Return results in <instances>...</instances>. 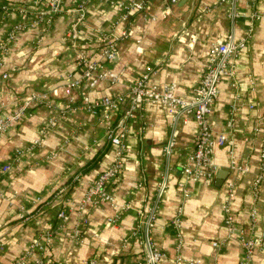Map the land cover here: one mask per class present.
<instances>
[{
	"label": "crops",
	"instance_id": "crops-1",
	"mask_svg": "<svg viewBox=\"0 0 264 264\" xmlns=\"http://www.w3.org/2000/svg\"><path fill=\"white\" fill-rule=\"evenodd\" d=\"M5 1L28 11L27 14L17 10L0 11V45L8 42L7 52L0 59V119L8 118L32 92L46 95L50 105L34 107L21 122L0 134L3 193L0 240L5 245L0 251V264H16L33 242L48 231L56 233L47 251L56 264H84L90 260L96 264H137L141 260L140 246L134 240L127 245L124 241L136 227L139 211L155 201L166 174L169 115L161 106L148 104L129 121L126 143L130 152L124 160L122 177L111 189L118 206L99 203L91 207L87 213L88 224L77 241L74 232L81 219L78 205L91 184L115 160V148L107 142L106 134L123 114V110L109 112L104 108L91 113L82 103L86 97L96 103L107 96L128 94L130 86L148 70L153 71L151 85L176 84L178 95L191 98L204 76L211 46L225 40L233 31L227 16L229 7L219 5L220 0H178L172 13L164 17L163 0H141L147 4L146 11L131 16L130 35L120 42L115 61L108 65L119 76V82H103L90 91L70 86L82 72L72 40L68 38L78 18L74 10L84 7L78 49L97 58L98 39L112 32L121 11L109 7L103 0H63L62 13L48 23L39 15L47 9V0ZM116 1L125 5L131 2ZM240 9L244 17L235 27V33L242 39L247 36L251 23L249 15L264 14V0L256 5L242 0ZM153 16H157L156 22L152 21ZM10 36H13L11 41ZM70 102H74L75 109L47 134L43 146L15 160L16 151L38 138L44 124ZM263 116L264 19L256 23L252 40L238 58L236 83L226 80L220 85V96L211 117L216 134L227 131L228 122L234 118L230 134L234 145L216 149V161L221 167L216 180L187 183L188 197L179 184L198 128L191 120L180 129L171 159L168 189L160 202L153 232L156 245L167 256L163 264L197 261L199 264H242L244 250L239 235L235 233L229 239L224 223V205L228 202L239 230L256 238L264 233V182L257 198L251 189L260 166L262 141L261 133L255 129ZM53 153L57 157L48 159ZM233 161L237 165L249 164V173L232 171ZM5 165L11 169L2 175ZM221 172H226L227 178L218 187ZM230 181L236 183L231 201L227 188ZM64 186L70 187L67 200L55 201L57 192ZM38 198L40 204L36 203ZM126 205L128 209H124ZM254 208L258 210L259 221L252 229ZM61 209L68 212L69 219L60 229L58 212ZM120 212L119 223H110ZM215 242L219 247L213 246ZM39 255L34 250V256ZM251 264H264V251L256 250Z\"/></svg>",
	"mask_w": 264,
	"mask_h": 264
},
{
	"label": "built area",
	"instance_id": "built-area-1",
	"mask_svg": "<svg viewBox=\"0 0 264 264\" xmlns=\"http://www.w3.org/2000/svg\"><path fill=\"white\" fill-rule=\"evenodd\" d=\"M109 7L117 8L121 11L118 21L116 22L112 32L100 36L99 40V58L93 57L86 51L79 50L77 42L79 40V25L83 21L84 7L74 10L78 14L76 22L72 25L69 31L68 38L72 40V45L76 50L78 65L81 68V76L77 80H72L71 88H86L90 91L96 90L103 82H112L117 84L119 76L108 69V65L115 61L118 52V45L120 42L126 40L130 35V18L134 14L144 13L147 9L145 1L131 0L127 5L120 4L116 0H103ZM242 0H220L221 6L227 5L229 7L228 19L231 22L233 31L223 41L216 42L209 50L207 62L205 63V73L198 87L194 89L191 98H183L177 93V85L170 84L166 86L151 85L150 79L152 70L144 73L137 81H135L129 89L128 94H120L115 97H104L100 102L93 103L88 97L84 98L82 103L83 108L88 112L97 113L101 108L107 109L109 112H118L123 110L122 117L107 130L106 140L115 148V160L113 164L101 173L96 181L91 184L83 200L78 205V211L81 214L80 222H78L77 230L74 232L75 239L81 240L82 232L88 224L87 213L90 208L97 206L99 203L111 204L115 208L118 206L116 197L112 194V187L120 180L123 174V165L126 155L130 149L126 143L129 134V121L137 116V114L148 104L161 106L169 115L170 136L165 146V157L168 161V168L166 174L160 183L156 199L147 209L140 210L138 213V223L132 231L130 237L125 239V245L134 240L141 248V260L137 264H163L166 260V254L158 248L154 240L153 232L160 210V202L168 189V180L171 173V159L175 154L177 148V140L182 126L189 124L191 120L195 121L198 128V133L195 140V145L188 158V162L183 166L182 176L183 181L179 186L183 189L185 197L189 196V192L185 185L189 182L196 183L200 181L214 182L221 170L220 165L216 161L215 151L217 148L230 147L234 145V140L230 136L234 129V118L227 124V131L216 134L211 122V117L214 113L216 102L220 96V85L228 80L236 83L237 77V61L240 54L247 49L248 43L252 40L256 23L264 19V14L253 12L249 15L251 21L248 28L247 36L239 39L235 33V27L239 20L244 17L240 9V2ZM253 5H256L259 0H250ZM164 8L162 16H169L174 7L178 4V0H163ZM47 9L39 13L40 19L46 18L48 23L62 13L63 0H47ZM19 11L21 14H27V8L17 9L14 5L0 0V11L9 13L12 11ZM152 21L158 20L157 16H153ZM13 35V33H12ZM13 39L10 36L9 41ZM8 48V42L0 45V59L3 57ZM1 64V63H0ZM7 76H5L6 78ZM73 101V100H72ZM49 106L50 102L46 95L39 92H32L26 96L22 104L6 119H0V134L6 132L11 126L21 122L27 117L32 109L36 106ZM74 102L59 111L58 114L51 117L42 127L40 136L31 142L24 149L17 150L15 153V160L21 159L25 155L33 154L40 149L45 141V137L49 132L54 130L61 119L74 110ZM253 109V106H250ZM236 107H233V111ZM256 133H261V151H260V166L256 178L252 184V192L257 198L259 190L264 182V116L260 119ZM57 153L48 156V159H55ZM11 169L10 165H5L2 168V175H6ZM232 171L239 174H247L250 171L249 164L237 165L235 161L232 162ZM2 180L0 178V197L3 193L1 190ZM229 201L235 197L236 183L228 182ZM70 187H62L56 194V200H67ZM41 199L38 198L36 203L40 204ZM128 209V205L124 206ZM122 209V210H124ZM182 214V210H179ZM224 223L229 234V239L235 233L239 235V242L244 250L242 264H251L256 250L264 251V233L259 237H250L243 230H239L236 225L235 217L231 211L230 203L224 205ZM121 212L114 218L110 219V223L117 224L120 221ZM58 219L62 226L67 223L69 216L66 210H59ZM259 221L258 210L254 208L251 212L252 229H255ZM179 220L175 222L179 224ZM56 233L48 231L42 233L37 238L30 250L21 256L16 264H56L50 260L47 251L52 237ZM214 247H219L215 242ZM5 249L4 243L0 240V251ZM34 250L38 251L40 255L34 256ZM35 257V258H34ZM34 259V260H33ZM200 262H190V264H199ZM84 264H96L95 260L86 261Z\"/></svg>",
	"mask_w": 264,
	"mask_h": 264
},
{
	"label": "water",
	"instance_id": "water-1",
	"mask_svg": "<svg viewBox=\"0 0 264 264\" xmlns=\"http://www.w3.org/2000/svg\"><path fill=\"white\" fill-rule=\"evenodd\" d=\"M226 178H227L226 172H221L217 179V186L221 187L224 181L226 180Z\"/></svg>",
	"mask_w": 264,
	"mask_h": 264
}]
</instances>
